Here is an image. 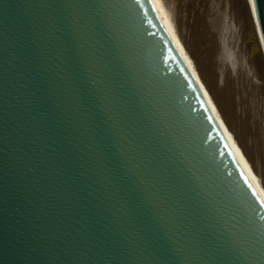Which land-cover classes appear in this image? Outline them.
Instances as JSON below:
<instances>
[{"label":"water","instance_id":"obj_1","mask_svg":"<svg viewBox=\"0 0 264 264\" xmlns=\"http://www.w3.org/2000/svg\"><path fill=\"white\" fill-rule=\"evenodd\" d=\"M195 72L152 0H0V264H264Z\"/></svg>","mask_w":264,"mask_h":264},{"label":"rangeland","instance_id":"obj_2","mask_svg":"<svg viewBox=\"0 0 264 264\" xmlns=\"http://www.w3.org/2000/svg\"><path fill=\"white\" fill-rule=\"evenodd\" d=\"M158 2L264 192V53L247 0Z\"/></svg>","mask_w":264,"mask_h":264},{"label":"bare ground","instance_id":"obj_3","mask_svg":"<svg viewBox=\"0 0 264 264\" xmlns=\"http://www.w3.org/2000/svg\"><path fill=\"white\" fill-rule=\"evenodd\" d=\"M251 1V0H250ZM155 8L157 9L160 17L162 18L164 24L166 25L167 29L169 30L171 36L173 37V39L175 40L177 46L179 47V49L181 50L183 56L185 57V59L187 60L189 66L191 67V69L193 70V72L195 73L196 76V72L195 69L192 65V62L190 61L189 57L187 56V54L184 51V48L182 46V44L180 43L179 39L177 38V35L175 34L174 30L172 29V27L170 26L169 22L167 21V19L165 17H163L162 12H161V6L159 5L160 3L158 2V0H152ZM252 4V2H251ZM252 6V5H251ZM254 13V11H253ZM198 80V78H197ZM200 84V82H199ZM201 88L206 96V99L209 103V106L219 124V127L223 133V136L225 137V139L227 140V142L229 143V145L231 146V148L233 149V151L235 152V154L237 155V157L239 158L240 162L242 163L244 169L246 170L247 174L249 175V177L251 178L252 182L254 183L255 187L257 188V190L259 191V193L261 194V196L264 199V192L263 189L261 188L257 177L254 175V173L252 172L248 162L246 161V159L244 158L240 148L237 146V144L235 143L232 135L230 134V132L227 130V128L225 127L222 119L220 118V116L218 115L216 108L214 106V104L212 103L210 97L208 96L206 90L204 89L203 85L201 84Z\"/></svg>","mask_w":264,"mask_h":264},{"label":"trees","instance_id":"obj_4","mask_svg":"<svg viewBox=\"0 0 264 264\" xmlns=\"http://www.w3.org/2000/svg\"><path fill=\"white\" fill-rule=\"evenodd\" d=\"M183 41V40H182ZM183 44L186 46V43L183 41ZM191 53V52H190ZM191 56L195 59V57L192 55V53H191ZM197 72H198V75H199V77H200V79H201V81H202V83L204 84V89L206 88L207 89V91L210 93V94H212V89H211V86H210V84H209V81L206 79V77L204 76V74L201 72V70H200V68H198V66H197ZM206 91V92H207ZM208 94V93H207ZM208 96H209V94H208ZM225 120V119H224Z\"/></svg>","mask_w":264,"mask_h":264}]
</instances>
